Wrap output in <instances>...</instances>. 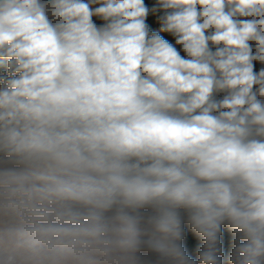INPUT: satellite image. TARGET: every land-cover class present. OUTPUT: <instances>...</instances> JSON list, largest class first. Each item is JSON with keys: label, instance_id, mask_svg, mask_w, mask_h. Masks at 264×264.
I'll list each match as a JSON object with an SVG mask.
<instances>
[{"label": "clouds", "instance_id": "1", "mask_svg": "<svg viewBox=\"0 0 264 264\" xmlns=\"http://www.w3.org/2000/svg\"><path fill=\"white\" fill-rule=\"evenodd\" d=\"M225 227L264 264V0H0V264H225Z\"/></svg>", "mask_w": 264, "mask_h": 264}, {"label": "trees", "instance_id": "2", "mask_svg": "<svg viewBox=\"0 0 264 264\" xmlns=\"http://www.w3.org/2000/svg\"><path fill=\"white\" fill-rule=\"evenodd\" d=\"M154 2L155 0H146V3L149 4L150 6ZM149 22L150 25L152 26L151 14H150ZM162 35H166V34H162ZM166 38L168 37L166 36ZM259 67L260 65H257V70L259 69ZM233 240H234V236L231 233V230L225 227L221 236V241L225 248V264H227V257L228 255H230L231 249L234 246ZM185 246L189 250V253L193 255V257L195 258L198 250L202 246V240L198 236H195V234L192 233L190 230H188L185 238Z\"/></svg>", "mask_w": 264, "mask_h": 264}, {"label": "rangeland", "instance_id": "3", "mask_svg": "<svg viewBox=\"0 0 264 264\" xmlns=\"http://www.w3.org/2000/svg\"><path fill=\"white\" fill-rule=\"evenodd\" d=\"M155 3V2H154ZM153 3V4H154ZM151 20H152V27L154 28V29H157L158 28V24H155V23H153V17L151 16ZM97 23H101V21H99L98 19H97Z\"/></svg>", "mask_w": 264, "mask_h": 264}]
</instances>
